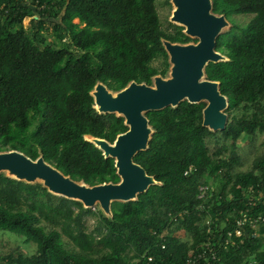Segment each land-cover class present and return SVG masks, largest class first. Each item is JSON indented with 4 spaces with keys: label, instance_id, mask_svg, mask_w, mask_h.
Listing matches in <instances>:
<instances>
[{
    "label": "trees",
    "instance_id": "obj_1",
    "mask_svg": "<svg viewBox=\"0 0 264 264\" xmlns=\"http://www.w3.org/2000/svg\"><path fill=\"white\" fill-rule=\"evenodd\" d=\"M212 2L232 23L216 46L229 60L205 69L228 97L231 119L221 133L231 142L209 147L216 132L203 125L205 102L147 111L154 132L134 160L160 183L136 200L114 201L112 215L0 172V230L36 244L29 255L13 249L3 257L7 264H190L195 258V264H264V153L250 170L235 171L236 142L264 134V0ZM36 14L31 34L23 20ZM239 14L253 15L241 25ZM47 21L69 45L42 46ZM184 29L163 27L156 0H0V151L42 155L90 185L119 182L115 159L85 136L114 142L128 126L123 116L97 111L91 91L98 82L118 91L165 77L170 63L163 40L190 42ZM211 178H222L221 186L213 187ZM201 185L212 194L199 198ZM89 215L99 217L90 232Z\"/></svg>",
    "mask_w": 264,
    "mask_h": 264
},
{
    "label": "water",
    "instance_id": "obj_2",
    "mask_svg": "<svg viewBox=\"0 0 264 264\" xmlns=\"http://www.w3.org/2000/svg\"><path fill=\"white\" fill-rule=\"evenodd\" d=\"M172 2L177 6L172 20L185 26L184 32L198 37V41L181 44L163 40L172 64L171 77L156 75L154 85L132 81L118 91L98 82L91 91L97 111L123 116L128 126V130L118 134L114 142L85 136L103 151L105 157L115 159L119 182L90 185L83 180L77 181L47 162L42 155L33 159L16 149L0 151V172H10L12 175L9 176L31 183L41 180L56 195L79 200L85 207L100 204L105 214L112 215L114 201L136 200L151 185L160 183L134 160L139 151L148 148L154 132L147 111L176 107L183 100L205 102L203 125L213 131L224 130L228 97L221 92L219 81L207 78L205 69L210 62L229 60L216 46L222 28L230 22L224 14L213 11L212 0Z\"/></svg>",
    "mask_w": 264,
    "mask_h": 264
},
{
    "label": "rangeland",
    "instance_id": "obj_3",
    "mask_svg": "<svg viewBox=\"0 0 264 264\" xmlns=\"http://www.w3.org/2000/svg\"><path fill=\"white\" fill-rule=\"evenodd\" d=\"M156 5H157L159 16H160V19H161V22L164 28L173 30V24L183 26L181 23L172 20L173 11L175 9V6L172 0H170L169 5L166 4L165 0H156ZM34 7L36 6L34 5ZM252 15L253 14H239V15H234V18L237 23L241 25H245L246 23L250 21V19L252 18ZM32 18H39V16L38 14H36L34 17L27 16L23 20V25L25 26L26 29H28V32L31 34L37 29L33 27ZM73 22L76 24H79L81 27L84 26V24L80 22L79 18H75ZM231 26H232V23L224 26L221 30L220 35L222 33L227 32L231 28ZM183 27L185 28V26ZM41 37L44 40V44L42 46L46 44L61 46L64 44L69 45L70 43L69 40L66 38L63 40L59 39L53 27V24L49 23L48 21L45 24V29L41 31ZM192 38L193 39L188 43L194 44L198 41V37L192 36ZM188 43H181V44H188ZM156 63L158 64V61H156ZM171 66L172 64L170 63L169 71L167 72L164 78L171 77ZM152 81L153 82L151 85H154V79ZM225 112L227 113V123H228L231 119V115H229L227 108L225 109ZM214 132H216V134L208 138L207 140L208 145L212 151L215 150V148L218 146L227 145L231 142V140H226V138H224V136L221 133V130H217ZM263 141H264V134L258 133L252 136L243 135L236 142V153L240 157V160H241L240 164L237 166L235 170L236 172H240V171L246 172L251 169L254 159L258 155L264 153ZM6 173L9 175L8 172ZM36 182L42 183L41 180H38ZM210 182L213 187H216V186L220 187L223 181H222V178L220 180L218 179V181H215V179L211 178ZM91 208L95 211L98 209L102 210L100 204H96L95 206ZM98 220H99V217L97 215L96 216L89 215L85 218V224H86V228L88 232L92 231L95 228V226L99 223ZM255 228L257 230V234H260L263 226L260 223H257L255 225ZM178 234L183 238V240H187L190 238V235L188 232L180 231ZM262 236H264V234ZM21 237L22 236H19L10 231L0 230V264H7V262L3 259V257L9 252H11L13 249L19 248V250L24 252L26 255L32 254L36 251L35 243L26 244L22 242L23 240L21 239Z\"/></svg>",
    "mask_w": 264,
    "mask_h": 264
},
{
    "label": "built area",
    "instance_id": "obj_4",
    "mask_svg": "<svg viewBox=\"0 0 264 264\" xmlns=\"http://www.w3.org/2000/svg\"><path fill=\"white\" fill-rule=\"evenodd\" d=\"M193 170H194V168H193V166H191V167H189V169H187L185 174H188V173H190ZM210 194H212V188L211 187H209L208 185H201L200 186V192H199V195H198L199 198L208 197ZM259 219H261L262 222H264V215H262ZM259 219L257 218V219L254 220L255 225L257 223H259L258 222ZM237 233L240 234L241 231L238 230ZM161 236H162L161 248L165 249V247H166V242L165 241L167 239V236H169V233L164 232ZM207 246H208V244H207ZM211 252H212V250H211ZM202 255H203L202 253L198 254V256H197L198 259H200L202 257ZM212 257L215 258L214 253H212ZM138 260H140V259H138ZM195 260H196V258L194 260H188V262L190 264H195ZM147 261L155 263L156 259H155V257L153 255H150V256H148Z\"/></svg>",
    "mask_w": 264,
    "mask_h": 264
},
{
    "label": "bare ground",
    "instance_id": "obj_5",
    "mask_svg": "<svg viewBox=\"0 0 264 264\" xmlns=\"http://www.w3.org/2000/svg\"><path fill=\"white\" fill-rule=\"evenodd\" d=\"M174 6H175V9H176V8H177V6H176V5H174ZM175 9H174V10H175ZM173 12H174V11H173ZM87 137H88V136H87ZM8 173L10 174V172H8ZM10 175H12V174H10Z\"/></svg>",
    "mask_w": 264,
    "mask_h": 264
}]
</instances>
